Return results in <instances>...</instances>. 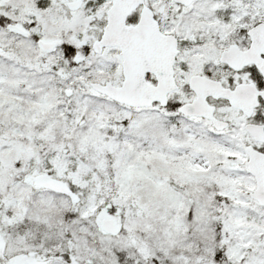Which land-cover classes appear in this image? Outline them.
Returning <instances> with one entry per match:
<instances>
[{"label": "snow or ice", "instance_id": "1", "mask_svg": "<svg viewBox=\"0 0 264 264\" xmlns=\"http://www.w3.org/2000/svg\"><path fill=\"white\" fill-rule=\"evenodd\" d=\"M0 264H264V0H0Z\"/></svg>", "mask_w": 264, "mask_h": 264}]
</instances>
